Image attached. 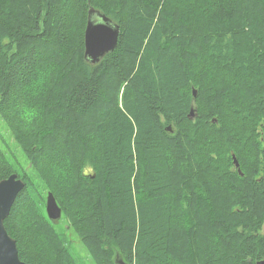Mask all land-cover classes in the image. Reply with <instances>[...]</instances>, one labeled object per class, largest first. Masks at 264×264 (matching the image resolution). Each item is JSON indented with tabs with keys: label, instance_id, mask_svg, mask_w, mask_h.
I'll return each instance as SVG.
<instances>
[{
	"label": "trees",
	"instance_id": "1",
	"mask_svg": "<svg viewBox=\"0 0 264 264\" xmlns=\"http://www.w3.org/2000/svg\"><path fill=\"white\" fill-rule=\"evenodd\" d=\"M90 7L119 25L96 64ZM2 125L21 261L78 264L49 192L95 264L264 258V0H0Z\"/></svg>",
	"mask_w": 264,
	"mask_h": 264
},
{
	"label": "water",
	"instance_id": "2",
	"mask_svg": "<svg viewBox=\"0 0 264 264\" xmlns=\"http://www.w3.org/2000/svg\"><path fill=\"white\" fill-rule=\"evenodd\" d=\"M119 25L113 22L111 18L96 10L93 7L88 9L87 23L84 30V57L91 63H98L101 58L109 52H112L118 40ZM193 96L196 90L193 89ZM194 114V108L189 111V116ZM215 120V119H213ZM170 129V126H168ZM234 166L240 175L243 173L239 168L238 160L232 154ZM25 182L18 177L16 173L0 180V264H26L18 256L16 241L9 236L4 226V221L10 213L11 207L17 195L24 189ZM45 211L47 217L51 220L59 219L61 210L57 205L55 198L49 192L46 195ZM115 264H128L118 254L114 260ZM256 264H264V258L258 260Z\"/></svg>",
	"mask_w": 264,
	"mask_h": 264
},
{
	"label": "rangeland",
	"instance_id": "3",
	"mask_svg": "<svg viewBox=\"0 0 264 264\" xmlns=\"http://www.w3.org/2000/svg\"><path fill=\"white\" fill-rule=\"evenodd\" d=\"M0 137L2 138V141L0 139V146L5 151L10 163L13 164L14 167L20 172V169H24L25 171H29L30 173L31 170L28 161L26 160L25 156L21 153L16 143L9 136L7 129L4 125L0 127ZM16 163H18L21 168ZM49 220L52 221L51 219ZM56 220L57 221H53L54 225L64 235L63 237L66 238H64L65 245L70 248L71 253L77 263L95 264L91 256L89 255L87 249L82 245L78 237L73 233V230L69 228L67 224V219L65 217H60ZM262 232L264 233V225Z\"/></svg>",
	"mask_w": 264,
	"mask_h": 264
},
{
	"label": "flooded vegetation",
	"instance_id": "4",
	"mask_svg": "<svg viewBox=\"0 0 264 264\" xmlns=\"http://www.w3.org/2000/svg\"><path fill=\"white\" fill-rule=\"evenodd\" d=\"M53 221H57V220H52V222H53ZM53 223H54V222H53Z\"/></svg>",
	"mask_w": 264,
	"mask_h": 264
},
{
	"label": "bare ground",
	"instance_id": "5",
	"mask_svg": "<svg viewBox=\"0 0 264 264\" xmlns=\"http://www.w3.org/2000/svg\"><path fill=\"white\" fill-rule=\"evenodd\" d=\"M26 185V184H25ZM8 233V232H7ZM21 259V258H20ZM27 264V263H26Z\"/></svg>",
	"mask_w": 264,
	"mask_h": 264
}]
</instances>
